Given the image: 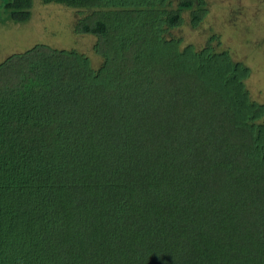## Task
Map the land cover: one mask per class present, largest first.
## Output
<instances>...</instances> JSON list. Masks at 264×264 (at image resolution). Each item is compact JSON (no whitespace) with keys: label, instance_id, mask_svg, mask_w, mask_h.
Instances as JSON below:
<instances>
[{"label":"trees","instance_id":"obj_1","mask_svg":"<svg viewBox=\"0 0 264 264\" xmlns=\"http://www.w3.org/2000/svg\"><path fill=\"white\" fill-rule=\"evenodd\" d=\"M41 1L101 61H0V264H264V102L215 38L171 33L207 0ZM0 6L25 21L32 0Z\"/></svg>","mask_w":264,"mask_h":264},{"label":"rangeland","instance_id":"obj_2","mask_svg":"<svg viewBox=\"0 0 264 264\" xmlns=\"http://www.w3.org/2000/svg\"><path fill=\"white\" fill-rule=\"evenodd\" d=\"M8 0H0V5ZM208 12L201 23L190 26L188 13L184 21L171 30L183 43L204 45L210 37L216 48L226 49L233 59L250 68L246 85L253 99L264 102V0H207ZM75 9L66 5L32 0L30 16L16 22L0 6V61L35 43L56 48H75L85 53L93 66L101 58L93 51V34L74 31ZM218 43V44H216Z\"/></svg>","mask_w":264,"mask_h":264}]
</instances>
